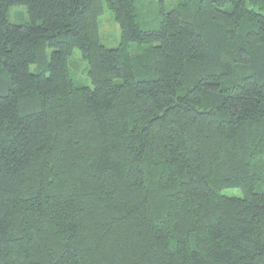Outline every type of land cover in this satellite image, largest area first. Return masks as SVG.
Masks as SVG:
<instances>
[{"label": "trees", "instance_id": "obj_1", "mask_svg": "<svg viewBox=\"0 0 264 264\" xmlns=\"http://www.w3.org/2000/svg\"><path fill=\"white\" fill-rule=\"evenodd\" d=\"M107 2L0 0V264H264V0Z\"/></svg>", "mask_w": 264, "mask_h": 264}, {"label": "rangeland", "instance_id": "obj_2", "mask_svg": "<svg viewBox=\"0 0 264 264\" xmlns=\"http://www.w3.org/2000/svg\"><path fill=\"white\" fill-rule=\"evenodd\" d=\"M103 2L104 11L99 17L100 41L107 48H116L121 43V28L114 12L109 8L107 0H103ZM180 3L181 0H143V3L139 4V22L143 26L156 27L163 16L162 12L176 9ZM9 21L11 24L29 23L31 18L27 7L23 5L13 6L9 12ZM150 46L149 44L141 45L133 42L130 50L132 55L135 56ZM68 62L70 73L76 83L79 86L93 89L94 84L89 74V63L84 57L83 51L75 48ZM34 68L33 65L32 70ZM221 193L227 196L243 197V191L239 188H226Z\"/></svg>", "mask_w": 264, "mask_h": 264}]
</instances>
